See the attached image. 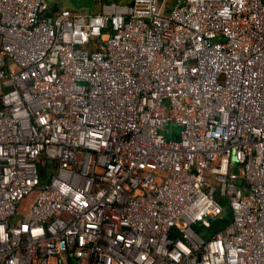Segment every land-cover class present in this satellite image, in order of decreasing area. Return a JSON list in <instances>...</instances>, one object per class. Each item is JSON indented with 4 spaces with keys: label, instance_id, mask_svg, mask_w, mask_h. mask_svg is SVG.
I'll return each instance as SVG.
<instances>
[{
    "label": "built area",
    "instance_id": "2783aa9c",
    "mask_svg": "<svg viewBox=\"0 0 264 264\" xmlns=\"http://www.w3.org/2000/svg\"><path fill=\"white\" fill-rule=\"evenodd\" d=\"M52 1L0 0V264H264V0Z\"/></svg>",
    "mask_w": 264,
    "mask_h": 264
},
{
    "label": "rangeland",
    "instance_id": "374dc122",
    "mask_svg": "<svg viewBox=\"0 0 264 264\" xmlns=\"http://www.w3.org/2000/svg\"><path fill=\"white\" fill-rule=\"evenodd\" d=\"M52 6L54 8L64 7L73 12H80L83 14H95L99 10L98 0H53ZM105 2L113 3L118 0H106ZM120 2V0H119Z\"/></svg>",
    "mask_w": 264,
    "mask_h": 264
},
{
    "label": "trees",
    "instance_id": "16d2710c",
    "mask_svg": "<svg viewBox=\"0 0 264 264\" xmlns=\"http://www.w3.org/2000/svg\"><path fill=\"white\" fill-rule=\"evenodd\" d=\"M102 1L105 2L106 0H102ZM57 8H58V7H56V8L53 7L54 10L57 9ZM226 220H229V219L227 218Z\"/></svg>",
    "mask_w": 264,
    "mask_h": 264
},
{
    "label": "water",
    "instance_id": "95a60500",
    "mask_svg": "<svg viewBox=\"0 0 264 264\" xmlns=\"http://www.w3.org/2000/svg\"><path fill=\"white\" fill-rule=\"evenodd\" d=\"M226 212H227V213H230V210H229V209H227V210H226Z\"/></svg>",
    "mask_w": 264,
    "mask_h": 264
}]
</instances>
